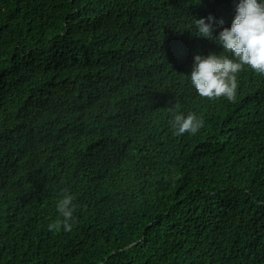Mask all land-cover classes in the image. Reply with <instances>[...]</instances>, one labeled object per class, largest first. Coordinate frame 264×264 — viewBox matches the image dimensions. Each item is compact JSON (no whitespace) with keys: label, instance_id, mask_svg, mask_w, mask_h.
Instances as JSON below:
<instances>
[{"label":"trees","instance_id":"obj_1","mask_svg":"<svg viewBox=\"0 0 264 264\" xmlns=\"http://www.w3.org/2000/svg\"><path fill=\"white\" fill-rule=\"evenodd\" d=\"M238 3L0 0V264H264V75L234 101L189 75L223 51L195 19Z\"/></svg>","mask_w":264,"mask_h":264},{"label":"clouds","instance_id":"obj_2","mask_svg":"<svg viewBox=\"0 0 264 264\" xmlns=\"http://www.w3.org/2000/svg\"><path fill=\"white\" fill-rule=\"evenodd\" d=\"M207 21V22H206ZM214 17L195 19V35L207 38L222 46L220 54L195 55L190 82L200 97H226L234 101L238 87L237 74L244 66L264 75V0H239L236 14L230 28H223L218 36H213ZM223 20L218 21L222 25ZM203 126L202 118L195 113L186 117L174 115L172 127L175 135L196 134ZM74 197L68 189L62 192L57 202V211L62 217L48 225V230L70 232L74 223Z\"/></svg>","mask_w":264,"mask_h":264}]
</instances>
